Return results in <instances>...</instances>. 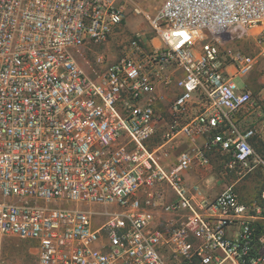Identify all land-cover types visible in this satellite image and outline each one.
<instances>
[{
	"label": "built area",
	"instance_id": "obj_1",
	"mask_svg": "<svg viewBox=\"0 0 264 264\" xmlns=\"http://www.w3.org/2000/svg\"><path fill=\"white\" fill-rule=\"evenodd\" d=\"M128 1L0 0V264H264V184L242 200L234 185L209 198L206 183H184L216 152L232 169L264 164V103L234 81L264 56V0H163L142 11L160 46L136 32L88 74L78 58L107 41ZM256 26L249 55L233 41ZM157 84L175 92L150 148ZM180 135L189 147L170 161ZM157 208L175 214L164 230ZM8 237L33 243L35 259L4 258Z\"/></svg>",
	"mask_w": 264,
	"mask_h": 264
},
{
	"label": "rangeland",
	"instance_id": "obj_2",
	"mask_svg": "<svg viewBox=\"0 0 264 264\" xmlns=\"http://www.w3.org/2000/svg\"><path fill=\"white\" fill-rule=\"evenodd\" d=\"M163 0H132L125 4V16L120 25L114 30L107 41L100 44H93L84 48L83 57L78 58L79 64L85 72L92 75L93 69H96V59L100 54H105V63H110L119 59L122 45L134 36L136 32H144L143 40L147 43H153L160 46L157 38L149 29L142 11L152 12ZM262 27H248L241 37L235 39L233 44L246 54L254 55L257 47L254 37ZM234 81L239 86L246 83V87L257 98L259 93L264 90V56H260L254 67L243 78L237 77ZM261 115L264 116V104L261 107ZM261 117V116H260ZM260 117L258 121L260 122ZM254 120L253 117L249 116ZM162 140L157 131H154L152 139L147 141L150 148L156 147ZM256 152L263 155V145L258 139L254 143ZM225 157L216 152L211 155L210 163L206 168H198L201 172V178L198 180L206 190L208 195H215L227 185H234L239 197L242 200H250L256 197L264 184V164L250 162L248 165H238L235 168H229L225 164ZM101 219L95 218V224L98 225ZM35 246L33 243L17 238L8 237L2 241L1 253L4 258L12 261L31 262L35 259Z\"/></svg>",
	"mask_w": 264,
	"mask_h": 264
},
{
	"label": "crops",
	"instance_id": "obj_3",
	"mask_svg": "<svg viewBox=\"0 0 264 264\" xmlns=\"http://www.w3.org/2000/svg\"><path fill=\"white\" fill-rule=\"evenodd\" d=\"M178 75H180V72H177ZM246 84V83H244ZM155 92L158 96H161L160 101H158V108L157 110L159 111V113H161V116L163 117V119L160 121L161 126H157V128H155L154 131H157L159 136L162 137L163 132L166 130V128L164 127V122L168 123L171 121V114L169 113V110L167 109V105L169 104L170 100L173 98V94H174V87L171 88H165L160 84H157V87L155 89ZM259 97L262 100V102L264 103V90H262L259 93ZM198 106L194 105L189 114H188V119L197 111ZM187 121V119L183 120L182 123H185ZM154 134V133H153ZM153 134L151 135V137L149 138L152 139ZM204 140V137H199L198 141L202 142ZM189 147V144L186 140V138L183 135H180L176 140L173 141V144L171 145V148L169 149V160L173 161L177 155V153L182 150V149H186ZM167 159V160H168ZM164 163H166V160H162ZM201 178V172H199L197 167H193L191 170H189L188 172L185 173L184 175V183L185 185L189 186L190 184H192L193 182H197L199 179ZM163 192H164V200L165 201H173L175 200V195L173 194V192L166 186L163 185ZM205 191L207 192V194H209L208 189ZM219 193V192H218ZM217 194V193H216ZM215 194V195H216ZM215 195H209V198H213ZM138 197L140 198L141 201H143L145 199V194L143 193L142 190H140L138 192ZM175 217L174 213H167L165 211H163L161 208H157L153 211V221H152V227L154 228H159V229H166L168 227V222H170L171 220H173ZM233 228L232 227H228L227 228V234L231 235L233 234ZM162 252V256L164 258H167L169 256L168 252L163 250Z\"/></svg>",
	"mask_w": 264,
	"mask_h": 264
}]
</instances>
